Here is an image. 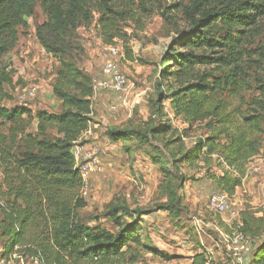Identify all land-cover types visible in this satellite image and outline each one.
<instances>
[{"label":"trees","instance_id":"trees-1","mask_svg":"<svg viewBox=\"0 0 264 264\" xmlns=\"http://www.w3.org/2000/svg\"><path fill=\"white\" fill-rule=\"evenodd\" d=\"M152 1L0 0V119L10 123L14 138L19 136L22 142L21 153L15 154L8 144L10 136L0 131V167L13 194L0 220V234L7 238L9 253L31 259L33 264H135L131 251L142 243L141 226L137 218L127 220L131 212L123 203L112 202L101 214L110 220L114 231L99 224L91 226L80 213L87 202L72 148L91 127L95 90L93 77L75 63L83 52L76 30L90 20L93 6L100 15L105 41L110 43L120 37L121 23L144 19ZM37 6L47 17L37 28V38L59 62L52 83L53 96L63 107L59 113L3 104L11 100L6 86L14 81L4 57L17 47L19 29L28 26L27 18L34 15ZM175 7L188 24L185 31L177 32L166 56V69L176 68V107L191 123L207 120L212 130L181 160L210 164L217 156L235 170L224 169L214 175L215 190L233 195L243 184L246 164L264 151V80L255 79L253 86L248 79L246 48L248 38L264 18V0H189L175 3ZM227 89L234 94L252 89L258 92L246 113L241 106L237 108L241 123L230 119L225 101L214 100ZM27 118L37 121V134L27 132ZM163 130L109 129L107 134L112 141L131 134L145 142L148 134ZM185 180L182 176L176 184L171 179L168 183L173 208L179 200L176 188ZM262 228L260 219L242 212L241 230L246 235L258 238ZM200 259L206 262L204 256H196L193 264H199ZM251 264H264V238L258 239Z\"/></svg>","mask_w":264,"mask_h":264},{"label":"rangeland","instance_id":"rangeland-1","mask_svg":"<svg viewBox=\"0 0 264 264\" xmlns=\"http://www.w3.org/2000/svg\"><path fill=\"white\" fill-rule=\"evenodd\" d=\"M189 0L152 1L149 14L140 21L129 20L120 24L119 34L110 43L99 25L98 11L91 7V18L76 30L83 52L75 58L79 68L93 77L91 134L80 144H95L98 164L90 174L89 190L83 196L87 205L80 210L84 221L91 226L101 225L110 230L116 228L101 214L112 202H121L131 212L127 220L137 218L142 243L131 254L135 264H193L196 256H204L206 262L199 264H231L225 243V235L234 229L241 230L242 212L246 211L263 224L259 238H264V151L253 157L245 166L243 184L231 199V209L223 214L209 207V198L217 187L214 175L224 169L234 171L214 156L210 164L197 161L187 164L181 158L194 150L197 142L212 133L209 122H189L176 107L174 96L179 88L173 72L167 70L166 56L178 31H185L188 24L175 3ZM47 17L40 6L28 26L19 29L17 47L4 57L11 66L14 81L6 89L11 100L3 104L9 108H30L33 112L46 110L59 113L62 103L52 93V83L59 62L41 46L36 32ZM116 46L121 72L128 85L119 95L97 87L104 78L107 57L105 48ZM176 49V45L174 46ZM247 74L254 86L257 78L264 80V18L248 38ZM171 66V65H170ZM219 75V71L213 70ZM258 92L241 90L234 94L231 89L214 96L228 104L227 113L233 122H242V114ZM245 100L246 104L243 102ZM28 131L37 134V121L27 118ZM164 127L163 131L148 134L145 142L137 135L124 140L112 141L109 129L147 132L150 128ZM0 131L10 136L14 153L22 151L20 137L10 130V123L0 119ZM185 176L183 185L176 188L178 205L172 207L169 194L170 179L176 184ZM13 194L0 167V220L7 202ZM173 202V201H172ZM231 211L238 213L233 217ZM242 231V230H241ZM7 238L0 234L4 253L0 264H33V260L8 252Z\"/></svg>","mask_w":264,"mask_h":264},{"label":"built area","instance_id":"built-area-1","mask_svg":"<svg viewBox=\"0 0 264 264\" xmlns=\"http://www.w3.org/2000/svg\"><path fill=\"white\" fill-rule=\"evenodd\" d=\"M107 57L104 72V78L97 84V87L107 90L113 94H121L128 85L126 76L121 72L117 58L120 56L119 49L114 45L105 48ZM91 134V127L82 133L78 141L72 148L75 166L83 177L82 196H85L89 190L90 174L96 169L98 164V149L95 144L85 146L80 144L84 138ZM209 207L211 210L223 214L231 209V199L228 193L222 190H213L209 198ZM233 217L237 212L231 211ZM225 243L231 258V264H251L253 250L258 243L256 238L246 235L239 229H234L226 234ZM4 252L0 244V254ZM208 264V263H206Z\"/></svg>","mask_w":264,"mask_h":264}]
</instances>
